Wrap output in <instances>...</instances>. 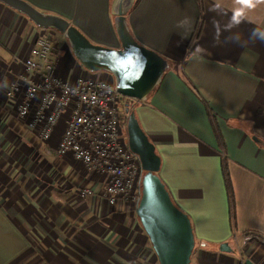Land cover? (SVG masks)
<instances>
[{"label": "crops", "instance_id": "obj_1", "mask_svg": "<svg viewBox=\"0 0 264 264\" xmlns=\"http://www.w3.org/2000/svg\"><path fill=\"white\" fill-rule=\"evenodd\" d=\"M23 1L65 18L97 45L121 47L115 0ZM127 22L138 43L169 64L146 102L129 100L161 158L158 176L191 220V264H264V42L251 35L264 31V3L136 0ZM54 31L0 3V264H160L135 204L120 198L112 206L102 195L106 179L58 158L56 142L41 144L7 97L27 74L24 61L39 37L58 44L52 61L64 80L105 77L84 71ZM25 141L34 157L16 165ZM85 187L96 195L81 198Z\"/></svg>", "mask_w": 264, "mask_h": 264}, {"label": "built area", "instance_id": "obj_2", "mask_svg": "<svg viewBox=\"0 0 264 264\" xmlns=\"http://www.w3.org/2000/svg\"><path fill=\"white\" fill-rule=\"evenodd\" d=\"M55 51V43L47 37L34 43L24 61L27 74L7 93L17 101V116L32 134L36 132L41 144L56 142L57 156L73 158L103 176L102 195L112 206L125 198L138 207L144 175L139 158L129 149L122 122L126 98L111 79L64 80L52 61ZM80 195L88 199L96 191L85 187Z\"/></svg>", "mask_w": 264, "mask_h": 264}, {"label": "water", "instance_id": "obj_3", "mask_svg": "<svg viewBox=\"0 0 264 264\" xmlns=\"http://www.w3.org/2000/svg\"><path fill=\"white\" fill-rule=\"evenodd\" d=\"M27 16L36 26L63 34L78 63L91 73L113 76L117 92L126 99L146 102L161 84L168 62L142 46L128 26L127 16L136 0H115L112 11L121 47L110 49L89 40L65 18L46 14L23 0H0ZM128 146L145 175L137 216L160 264H191L195 235L189 216L180 210L158 173L161 158L137 120L127 125ZM247 264H251L248 262Z\"/></svg>", "mask_w": 264, "mask_h": 264}, {"label": "trees", "instance_id": "obj_4", "mask_svg": "<svg viewBox=\"0 0 264 264\" xmlns=\"http://www.w3.org/2000/svg\"><path fill=\"white\" fill-rule=\"evenodd\" d=\"M197 36L198 35H196V37H194V39L197 38ZM65 41H67V40L65 39ZM134 109H135V104L132 103V101L127 100V99H123V102H122V122H123L125 127L127 126L129 121L136 120V117L134 116ZM142 173H143V175H145L144 172H142ZM223 175H224L225 188H226L228 200H229V203L231 206V211H232V227L235 229L236 228L235 211H234L235 210V195H234L233 184H232L231 178L229 176V172H228L226 165L223 166ZM141 193H142V184H141L140 189H139V196H141ZM195 246H196V244H195Z\"/></svg>", "mask_w": 264, "mask_h": 264}, {"label": "rangeland", "instance_id": "obj_5", "mask_svg": "<svg viewBox=\"0 0 264 264\" xmlns=\"http://www.w3.org/2000/svg\"><path fill=\"white\" fill-rule=\"evenodd\" d=\"M37 9V8H36ZM39 10V9H38ZM39 11H41V10H39ZM43 12V11H42ZM44 13H46V12H44ZM46 14H48V13H46ZM54 34L55 35H57V37L56 36H53L54 37V39L56 40V41H58L60 38L61 39H63L62 37L64 36L63 34V36L62 37H59V35H60V33H58L57 31H54ZM65 38V37H64ZM66 44H67V46H68V41H66L65 42ZM93 43H95V42H93ZM96 44V43H95ZM58 45V44H57ZM57 45H56V50L58 49L57 48ZM85 68L83 67V70H84ZM86 70V69H85ZM84 70V71H85ZM87 71V70H86ZM97 73H104L105 74V77H103V78H100V79H94V80H103V79H111V80H113L114 82H115V80L113 79V76L111 75V74H109V73H106V72H97ZM123 102V101H122ZM16 109V108H15ZM15 114L17 115V111H15ZM134 116L137 118V116H136V114H135V112H134ZM137 120V119H136ZM25 123V122H24ZM26 124V123H25ZM34 133H36V132H34ZM21 136H23V137H27V135L29 136V134L27 133H24L23 131L21 132V134H20ZM32 139H34L33 137H32ZM37 139V138H36ZM20 142H22V141H20ZM127 142H128V140H127ZM28 143H27V141H25V143H23V145H22V147H21V149H20V151L15 155V157H13L12 158V161L13 160H16V165L17 164H22L24 161H30V159H32L33 157H34V152H32L31 150H27L26 152H24L23 151V149L24 148H26V145H27ZM55 146V145H54ZM57 156V155H56ZM58 158H64V157H60V156H57ZM45 159H47V157H45ZM43 180H45V179H43ZM81 193V192H80ZM130 209V208H129ZM151 247H152V245H151Z\"/></svg>", "mask_w": 264, "mask_h": 264}, {"label": "clouds", "instance_id": "obj_6", "mask_svg": "<svg viewBox=\"0 0 264 264\" xmlns=\"http://www.w3.org/2000/svg\"><path fill=\"white\" fill-rule=\"evenodd\" d=\"M237 3L239 5H242L244 8L252 9L257 6V4L264 3V0H237ZM243 15L242 11L236 10L233 14L232 21L235 24H239L240 17ZM252 37L253 38H259L262 42H264V31H261L259 29H255L252 32Z\"/></svg>", "mask_w": 264, "mask_h": 264}, {"label": "flooded vegetation", "instance_id": "obj_7", "mask_svg": "<svg viewBox=\"0 0 264 264\" xmlns=\"http://www.w3.org/2000/svg\"><path fill=\"white\" fill-rule=\"evenodd\" d=\"M128 125V124H127ZM126 128V135H127V126L125 127ZM127 137H128V135H127ZM145 173V172H144Z\"/></svg>", "mask_w": 264, "mask_h": 264}]
</instances>
